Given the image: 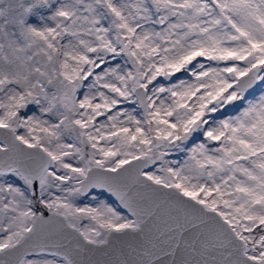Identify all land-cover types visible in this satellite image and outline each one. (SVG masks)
Wrapping results in <instances>:
<instances>
[{
	"label": "snow or ice",
	"instance_id": "snow-or-ice-1",
	"mask_svg": "<svg viewBox=\"0 0 264 264\" xmlns=\"http://www.w3.org/2000/svg\"><path fill=\"white\" fill-rule=\"evenodd\" d=\"M0 264H264V0H0Z\"/></svg>",
	"mask_w": 264,
	"mask_h": 264
}]
</instances>
